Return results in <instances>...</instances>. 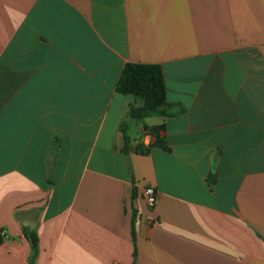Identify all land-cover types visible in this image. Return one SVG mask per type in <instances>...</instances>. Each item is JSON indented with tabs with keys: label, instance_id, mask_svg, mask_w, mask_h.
<instances>
[{
	"label": "crops",
	"instance_id": "crops-1",
	"mask_svg": "<svg viewBox=\"0 0 264 264\" xmlns=\"http://www.w3.org/2000/svg\"><path fill=\"white\" fill-rule=\"evenodd\" d=\"M126 63L163 71L142 119ZM0 238V264H264V0H0Z\"/></svg>",
	"mask_w": 264,
	"mask_h": 264
},
{
	"label": "trees",
	"instance_id": "trees-1",
	"mask_svg": "<svg viewBox=\"0 0 264 264\" xmlns=\"http://www.w3.org/2000/svg\"><path fill=\"white\" fill-rule=\"evenodd\" d=\"M120 94H131L141 100V105L130 109V116L134 119H142L149 113L159 109L166 102L165 82L163 71L156 63H126L116 86ZM162 125L146 127L155 137L157 144H161L159 132ZM25 235L31 243V261L37 253V238L34 231L26 232ZM0 238V242H1Z\"/></svg>",
	"mask_w": 264,
	"mask_h": 264
},
{
	"label": "built area",
	"instance_id": "built-area-1",
	"mask_svg": "<svg viewBox=\"0 0 264 264\" xmlns=\"http://www.w3.org/2000/svg\"><path fill=\"white\" fill-rule=\"evenodd\" d=\"M143 197L149 208H153L157 202V194L152 186H145L143 189Z\"/></svg>",
	"mask_w": 264,
	"mask_h": 264
}]
</instances>
